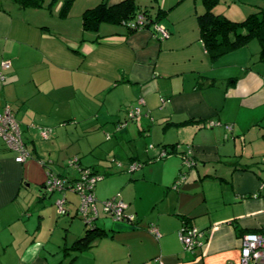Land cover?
Segmentation results:
<instances>
[{
  "label": "crops",
  "instance_id": "crops-1",
  "mask_svg": "<svg viewBox=\"0 0 264 264\" xmlns=\"http://www.w3.org/2000/svg\"><path fill=\"white\" fill-rule=\"evenodd\" d=\"M103 1L125 0H0V72L11 64L0 79V110L12 106L31 154L18 162L0 142V264H237L242 235L264 233L260 39L213 57L201 38L206 0H135L137 11L160 14L166 37L152 26L111 23L87 33L84 12ZM263 8L264 0H217L212 9L243 20ZM134 107L137 119L128 115ZM91 118L90 133L106 128L107 137L61 140V127ZM57 149L61 178L78 181L83 170L97 177L91 222L100 233L88 245L79 243L90 223L78 193L41 192L47 179L30 174L35 154ZM64 196L61 214L55 203ZM115 196L135 222L105 212ZM183 224L204 232L201 246L185 248Z\"/></svg>",
  "mask_w": 264,
  "mask_h": 264
},
{
  "label": "built area",
  "instance_id": "built-area-1",
  "mask_svg": "<svg viewBox=\"0 0 264 264\" xmlns=\"http://www.w3.org/2000/svg\"><path fill=\"white\" fill-rule=\"evenodd\" d=\"M139 23L143 20H147L148 17L144 13L138 15ZM155 30L160 32L163 37L168 36V30L165 26L156 23ZM9 61L2 63V71L0 72V79L5 80V71L10 68ZM140 115V108L134 107L129 111V117L131 119H137ZM215 122H212L214 124ZM44 137L48 138L50 131L47 129L42 130ZM0 142H3L9 149L17 153L16 160L18 162L26 161L30 156V152L26 147V143L23 137V131L19 120L15 115V111L10 104H6L2 110H0ZM189 162V159H186ZM77 159L72 160V163H76ZM137 167V163L133 164L131 169ZM49 181L46 182V188L48 191L65 190L71 188L77 192L81 197V203L79 211L87 224L91 223L95 219L91 212L96 211V195L95 186L97 182L96 175L92 170L82 171V177L75 182H70L65 178L53 175ZM66 197H62L57 200L58 211L61 214H66ZM126 204L123 200L117 196L109 198L105 202V212L112 216L113 219L121 221L128 220L135 222L137 216L134 213L126 212ZM149 229L156 237H160L159 229L156 225H150ZM180 239L185 245L187 250H194L196 247L201 246L204 242V232L196 227L188 224H183L180 229ZM237 264H264V233L262 232H246L241 237V257Z\"/></svg>",
  "mask_w": 264,
  "mask_h": 264
},
{
  "label": "trees",
  "instance_id": "trees-1",
  "mask_svg": "<svg viewBox=\"0 0 264 264\" xmlns=\"http://www.w3.org/2000/svg\"><path fill=\"white\" fill-rule=\"evenodd\" d=\"M217 0H206V9L199 15L201 38L204 41L207 51L218 57L235 48L247 44L253 37H258L262 43L261 58L264 59V8L253 11L243 20H232L227 16L216 14L213 5ZM138 10L135 0H125L119 4H109L106 1L97 6L89 7L83 15L84 30H99L102 23L121 24L130 30H138L150 26L155 29L159 23L158 16L153 17L148 11ZM144 13L148 19L139 23L138 15ZM149 26V27H150ZM119 28L118 26H116ZM118 31V30H117ZM86 39H89L86 37ZM246 169V168H244ZM84 237L79 240L80 244L88 245L96 238L99 228H94L91 222Z\"/></svg>",
  "mask_w": 264,
  "mask_h": 264
},
{
  "label": "rangeland",
  "instance_id": "rangeland-1",
  "mask_svg": "<svg viewBox=\"0 0 264 264\" xmlns=\"http://www.w3.org/2000/svg\"><path fill=\"white\" fill-rule=\"evenodd\" d=\"M62 1L64 3H69L70 2V0H62ZM49 3L50 2L48 1L46 3V5H49ZM50 13H51V9L48 11V14L49 15H51ZM97 108H99V107L97 106ZM94 123H95L94 118H91V119L85 120L84 122H79L78 123V127H77V124L76 123H71L67 127H61L60 130H61L62 134H64V137L61 140L62 141L63 140H71V141L74 140L76 142L75 143H72V146H76L78 144V142H79L77 140V138H78V135H77L78 132H80V134L83 136L80 139V142H83L85 144H86V141H89V140H91L93 138H99L100 132L102 134H104V136L107 137L106 132L108 130L106 128H103V129L101 128V130H100L99 125H98L97 122L95 124V128H99V129H97L95 132H91L90 133L91 129H93L92 128V124H94ZM84 125H87L86 126L87 127L86 130L83 129L84 128L83 127ZM162 127L163 126H158V125L157 126H153L152 132L153 133H156L157 131H160L162 129ZM145 135H147V134H145ZM142 140H144V136H142L138 140H136V143H137L136 145H138L139 148L143 144V141ZM151 145L152 144H149V146H151ZM57 146L59 147V145H57ZM146 147H147V145H146ZM59 157H60V152L58 151V149L56 151H54V152H51V153H49V150H46V152L42 153L41 156L40 155L38 156V154H35V156H33V159L36 162H38L39 165H37V167H35V166L33 167V170L30 173L31 174V177L34 178V179H37V178L38 179H43V181L46 180V179H47L46 181H49L51 178L54 177L53 175H56V176L60 177L57 174L60 173L63 170V167L64 166L62 165V162L63 161L61 162L62 156H61V159ZM97 157L98 158L101 157L100 154H98ZM66 163L68 165H70L67 169H69V168H72L73 169L74 165H71L69 160H68V162L66 160ZM42 182H40V183H42ZM26 183L29 184V182H26ZM35 188L37 190V187L36 186H35ZM29 189H31V188H26V192ZM36 190H35V194H37ZM29 195H30V192L27 194V196L30 197ZM56 195H58V194H56ZM74 195H75L74 199L76 200V203L79 205L80 204V201H81V197L78 194H74ZM35 196L37 198V195H35ZM56 204H57V201L55 203V206L57 207L58 205H56ZM57 209H58V207H57ZM62 216L63 217H66L64 215H62ZM78 218H79V216H78ZM44 232H46V229H45Z\"/></svg>",
  "mask_w": 264,
  "mask_h": 264
},
{
  "label": "water",
  "instance_id": "water-1",
  "mask_svg": "<svg viewBox=\"0 0 264 264\" xmlns=\"http://www.w3.org/2000/svg\"><path fill=\"white\" fill-rule=\"evenodd\" d=\"M150 26V23L148 24V27ZM196 165V162H191V163H189V166H195ZM40 189V191L41 192H45L46 190H47V188H46V185L45 186H43L42 188H39ZM46 192H48V193H50V192H53V191H46Z\"/></svg>",
  "mask_w": 264,
  "mask_h": 264
}]
</instances>
